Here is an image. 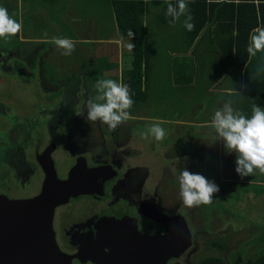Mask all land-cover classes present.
I'll return each instance as SVG.
<instances>
[{
	"label": "rangeland",
	"instance_id": "1",
	"mask_svg": "<svg viewBox=\"0 0 264 264\" xmlns=\"http://www.w3.org/2000/svg\"><path fill=\"white\" fill-rule=\"evenodd\" d=\"M31 7L36 8L34 4ZM3 10L4 7H0L1 16L6 15ZM7 15L6 19L12 21L10 10ZM150 15L149 22L158 27L154 36L156 52L147 79L149 93L137 106L138 110L134 112L136 119H113L110 116L115 107L118 110L125 94L121 93L124 90L123 81L122 86H118L117 97L101 103L87 89L85 75L96 66L95 61L82 63L80 69L72 63L70 67L61 65L66 68L64 71L59 66L53 71L44 62V59H54V53L48 54L50 50L33 57V49H27L30 47L27 45L25 52L18 53L16 47L22 48L21 43L17 38L2 33L0 49L7 51L0 53V150L5 145L2 143L4 141L25 144L26 148H30L33 140H45L46 137L55 139L52 127H59L61 120L68 117L75 126L87 128L91 133L83 143L99 144L105 152L104 144L114 142L115 162L121 172L118 185L123 186L120 193L127 196L135 192L134 189L141 188L158 194L162 206L186 205L189 218L195 222L193 226L202 221L206 226L211 224L213 229H218L219 235H224L230 249L234 250L240 245L241 261L244 258L250 262L257 245L247 247V242L257 235L258 223L264 226V192L259 195L248 192L243 197L246 189L253 191L255 188L248 184H217L215 176L217 174L221 180L240 179L242 183H249L248 180H252L250 183L262 181L264 185V135L225 136L222 124L219 125V132L215 133L209 130L213 131L215 126L193 124L207 121L210 116L212 118L216 101L219 97H225L220 91L222 85L212 86L211 80L203 72L204 62H201L200 76L198 74L193 78L191 84L184 85L179 83L180 80H175L174 77L178 76L176 70H171L165 60L166 44L171 39L168 38L171 32L182 29L181 24L177 22L159 27L153 14ZM22 16L25 17L24 30L27 31V15L23 13ZM126 39L129 41V38ZM129 54L130 51L128 57ZM199 65L200 61L194 65V69ZM194 69L191 65V70L186 74L191 72L195 75ZM72 71H75L77 79L66 83L63 75ZM107 73L114 74L113 71ZM55 90L58 91L55 93L57 95L50 99L51 95L48 94ZM95 105L102 109L105 107L102 116L98 115L99 107L95 108ZM27 115H39L40 119L46 117L47 133L42 132L43 124L40 122L27 126L21 124ZM229 146L233 151L224 154L223 149ZM53 157H56L55 153ZM245 160L246 163L241 162ZM22 177L25 175L22 174ZM22 179L25 181L26 177ZM24 185L25 189L30 188L28 182ZM200 213L203 214L200 216Z\"/></svg>",
	"mask_w": 264,
	"mask_h": 264
},
{
	"label": "flooded vegetation",
	"instance_id": "2",
	"mask_svg": "<svg viewBox=\"0 0 264 264\" xmlns=\"http://www.w3.org/2000/svg\"><path fill=\"white\" fill-rule=\"evenodd\" d=\"M104 108H98L99 116ZM115 111L119 116L116 119H136V115H122L119 107ZM47 121L46 117L27 115L21 124L40 122L42 132L47 133ZM61 122L59 127L51 129L55 130V139L33 140L30 148L4 141L0 150V196L8 200L37 196L52 166L61 195L51 206L54 259L80 264H91L87 261L90 259L92 264L104 260L103 264H126L127 254L133 250L136 264H148L147 260L152 264H205L208 258H219L222 264L239 263L240 245L230 249L224 235H219L211 224L206 226L202 221L193 226L195 222L189 218L186 205L162 206L158 194L141 188L127 196L120 193L123 186L118 185L121 172L115 162L114 142H106L104 152L99 144L83 143L91 135L87 128L75 126L68 117ZM44 168H48L46 172ZM27 182L30 188L25 189ZM197 231L200 232L195 235ZM132 238L141 240L130 250ZM151 246H154L153 255ZM106 249L110 251L104 253Z\"/></svg>",
	"mask_w": 264,
	"mask_h": 264
},
{
	"label": "trees",
	"instance_id": "3",
	"mask_svg": "<svg viewBox=\"0 0 264 264\" xmlns=\"http://www.w3.org/2000/svg\"><path fill=\"white\" fill-rule=\"evenodd\" d=\"M111 6L118 34L129 38L130 43V54L124 57L125 65L121 73L125 82V94L119 106L122 115L135 116L137 106L149 93L147 79L150 77L151 59L156 46L149 41L147 31L151 30L149 17L153 14L159 27L181 21L185 45L193 44L194 53L198 51L200 41H207L206 49L212 54L203 72L211 84L222 78L223 89L229 90L222 93L225 97L220 103L224 109L221 119L223 134L264 135V0H111ZM109 68L98 63L85 75L84 83L97 97L98 103L109 98L115 99L118 94L117 75L104 72ZM195 73L200 76L201 69L197 68ZM63 77L66 83L77 79L76 74ZM57 92L55 90L49 95L52 97ZM98 107L95 105V108ZM116 109L112 112L114 119L119 118ZM225 149L224 154L233 151L230 146ZM241 162L246 163V160ZM215 177L217 184L252 185L255 189L251 191L245 188L243 197L248 192L253 195L264 192L262 181L250 183L252 180H248L249 183H242L240 179L224 181L217 174ZM235 199L238 200L237 197ZM257 226L259 233L247 242V247L257 245V251L250 262L244 258L241 261L240 254L241 264H264V226L261 223ZM204 263L222 264V261L208 258Z\"/></svg>",
	"mask_w": 264,
	"mask_h": 264
},
{
	"label": "crops",
	"instance_id": "4",
	"mask_svg": "<svg viewBox=\"0 0 264 264\" xmlns=\"http://www.w3.org/2000/svg\"><path fill=\"white\" fill-rule=\"evenodd\" d=\"M0 3H2L0 7H4L3 11L6 13V15H0V36L3 35L2 33H7L10 37L17 38L23 47L17 46L16 52H25L24 47L26 48L27 45H30L27 49H33L31 51L33 57H36L37 53L41 54L45 50H50L48 54L54 53V59H44V62L53 70H56V67L59 66L60 70L64 71L66 68L61 67V65L71 66L72 63L79 66L78 69H80L82 63L89 61H95V64L102 63L110 67L104 71L105 73L113 71L114 74H118V86H122V67L125 65L124 57L130 51V43L125 37L118 34L111 0H27V2L26 0H0ZM33 4L36 8L31 7ZM9 10L11 11L12 21L6 19ZM23 13L27 15V31L24 30L25 17L22 16ZM179 23L182 27V22ZM44 24L45 26H43ZM149 24L151 30L147 31L148 39L155 45L154 36L158 27L157 25L153 26L151 21ZM155 27L157 28L155 29ZM6 28H8V31ZM179 30L171 32L168 37L171 39L166 44L165 60L170 65L171 70H176L178 76L174 77L175 80H180V84L186 85L187 83L191 84L193 78L197 77V73L195 75L191 72L186 74V71L191 70V65L194 69V65L199 61L200 65L194 70H197V68L202 69L201 62L205 63L203 66V69H205V66L210 63L208 57L212 53H209L206 49L205 44L207 41L205 39L200 41L198 51L194 53L193 44L186 46L182 37V29ZM37 45V48L34 47ZM37 50H40V52H37ZM4 51L7 50L0 49V53H4ZM155 52L156 50L153 53L151 62L154 60ZM73 74H76L75 71L64 75ZM107 75L112 74L107 73ZM219 80L216 79L212 86L220 84ZM220 82V85H222L221 93L229 91L223 89L224 82L222 78ZM123 84L124 87V81ZM121 93H125V89ZM223 98V96L219 97L216 101L217 104L213 109L212 118L210 116L207 121L193 122V124L204 127L215 126L216 128L213 131L209 130L213 133L219 132V125H221L224 114V109L220 106ZM137 116L143 118L140 115Z\"/></svg>",
	"mask_w": 264,
	"mask_h": 264
},
{
	"label": "water",
	"instance_id": "5",
	"mask_svg": "<svg viewBox=\"0 0 264 264\" xmlns=\"http://www.w3.org/2000/svg\"><path fill=\"white\" fill-rule=\"evenodd\" d=\"M44 169L46 172L48 168ZM52 172V166H49V172H46L39 194L31 199L8 200L0 196V264H80L77 261L70 263L57 261L51 256L54 252L50 230L51 206L61 198ZM140 240L132 238L130 250L137 246ZM151 247L153 255L154 246ZM109 251L106 249L104 253ZM134 254L133 250L128 252L126 264H136ZM87 261L92 264L91 259ZM98 262L103 264L101 261ZM147 263L152 264L150 260H147Z\"/></svg>",
	"mask_w": 264,
	"mask_h": 264
}]
</instances>
